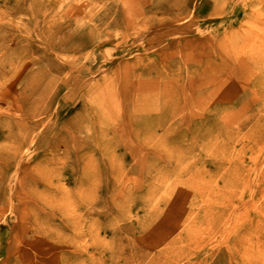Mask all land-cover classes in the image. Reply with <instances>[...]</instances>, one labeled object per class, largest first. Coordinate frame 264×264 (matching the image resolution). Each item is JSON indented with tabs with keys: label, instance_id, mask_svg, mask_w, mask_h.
<instances>
[{
	"label": "rangeland",
	"instance_id": "rangeland-1",
	"mask_svg": "<svg viewBox=\"0 0 264 264\" xmlns=\"http://www.w3.org/2000/svg\"><path fill=\"white\" fill-rule=\"evenodd\" d=\"M263 6L0 0V264H264Z\"/></svg>",
	"mask_w": 264,
	"mask_h": 264
},
{
	"label": "bare ground",
	"instance_id": "bare-ground-1",
	"mask_svg": "<svg viewBox=\"0 0 264 264\" xmlns=\"http://www.w3.org/2000/svg\"><path fill=\"white\" fill-rule=\"evenodd\" d=\"M257 18L259 19V17ZM232 38L233 37H231V39ZM241 41L242 40L240 39V32H237V34L235 35V38L233 39V42H231L230 44L220 41L218 45L221 50V54H223L225 48H227V45H229V48H230L229 50L231 53L230 55H229V52L227 53L228 55L227 54L222 55L223 59L227 57L229 60H231V63H233V65L236 68L235 69V72H237L236 74H240L239 72H242L244 70L250 71V73L251 72L258 73L261 77L260 80H264V33H263V36H257L253 41L249 43L248 42L244 43L243 41L242 42Z\"/></svg>",
	"mask_w": 264,
	"mask_h": 264
}]
</instances>
